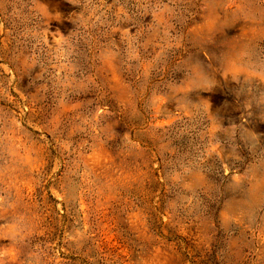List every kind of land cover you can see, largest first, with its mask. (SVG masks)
<instances>
[{"label":"rangeland","instance_id":"obj_1","mask_svg":"<svg viewBox=\"0 0 264 264\" xmlns=\"http://www.w3.org/2000/svg\"><path fill=\"white\" fill-rule=\"evenodd\" d=\"M0 264H264V0H0Z\"/></svg>","mask_w":264,"mask_h":264}]
</instances>
